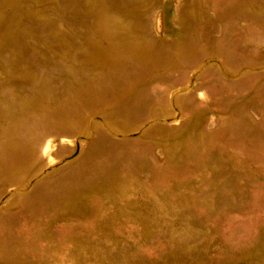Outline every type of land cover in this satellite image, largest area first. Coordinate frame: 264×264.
<instances>
[{
  "label": "rangeland",
  "instance_id": "rangeland-1",
  "mask_svg": "<svg viewBox=\"0 0 264 264\" xmlns=\"http://www.w3.org/2000/svg\"><path fill=\"white\" fill-rule=\"evenodd\" d=\"M0 264H264V0H0Z\"/></svg>",
  "mask_w": 264,
  "mask_h": 264
}]
</instances>
